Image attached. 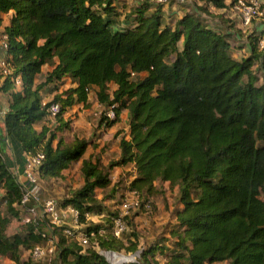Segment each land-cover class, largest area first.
Segmentation results:
<instances>
[{"label":"trees","instance_id":"trees-1","mask_svg":"<svg viewBox=\"0 0 264 264\" xmlns=\"http://www.w3.org/2000/svg\"><path fill=\"white\" fill-rule=\"evenodd\" d=\"M113 1L0 0V40L6 37L12 68L4 81L16 89L9 92L3 123L7 138L22 151L43 153L40 179L61 177L82 157L85 139L68 143L56 133L68 128L63 113L85 104L89 89L103 107L99 126L115 124L123 110L127 125L118 158L106 166L97 157L83 158L82 184L60 202L76 210L77 222L85 224L82 231L94 233L86 245L66 238L64 226L50 229L41 220L6 234L10 218L18 217L20 189L0 157V255L22 264L19 247L41 243L42 232L56 236L62 264H109L99 250L136 251L134 232L112 235L109 221L115 212L103 210L106 198L95 192L110 184V169L132 165L129 191L145 200L156 192V181H166L176 186L181 207L169 235L141 249L139 259L135 253L137 262L125 264H264V38L249 34V54L236 59L226 35L206 27L193 12L171 26L162 21V5L143 0L125 16L133 17V24L118 30L111 18L117 16ZM225 1L193 0L200 11L237 2ZM44 64L52 68L36 83ZM63 77L72 86L43 102L42 88L57 89ZM108 83L115 88L108 90ZM53 102L59 111L50 126L47 108ZM113 103L114 117L108 119L104 111ZM42 119L46 122L37 131L34 124ZM88 213L102 214L108 228L87 223ZM163 240L171 248L160 262L155 255L164 253Z\"/></svg>","mask_w":264,"mask_h":264},{"label":"crops","instance_id":"crops-1","mask_svg":"<svg viewBox=\"0 0 264 264\" xmlns=\"http://www.w3.org/2000/svg\"><path fill=\"white\" fill-rule=\"evenodd\" d=\"M142 1L143 0H114L112 4L115 6V11L117 13V16H111L112 20L115 23L114 27L118 30H121L128 24H133V17H129L128 19H126L125 16L126 14H128L132 6L137 5L141 3ZM225 2L227 5L229 4V0H226ZM196 4L197 6H200V3H196ZM153 8L154 7L150 6L148 11L151 12ZM205 8L206 10H203V11L197 10L196 5H194L193 0H174L172 2L166 3L161 6L162 21L163 23L173 26L175 20H177L183 14L188 13V12L195 13V16H197L201 20V22L205 24L206 27L210 29H214L226 35V40L230 44V53L236 59L247 56L249 54L248 40H247V36L249 34L251 33L253 35L260 34L262 37H264V15L262 18H259L255 22H253V24L250 25L249 27L242 28L241 26H239V22L237 20V18L239 17H238L237 12L234 9V5L233 6L228 5L224 8H219V9L214 8L211 5H205ZM3 18H4V23L7 24L9 15H4ZM0 57H1V54H0ZM254 66L257 67V65H254ZM51 68H52V65L50 66L48 64L42 65L41 71L38 74L37 78L35 79V82L39 83L41 80H43L44 75L48 71H50ZM5 77L7 76H3L0 72V157L7 164V168L9 169L11 174L14 176L15 180H19V179L21 180L23 179L22 173H23L24 163H25L27 154L20 149V147L18 146L16 142H13L11 139H8L6 135L5 126L3 123V117H4L6 110L8 109V105L10 102L9 92L10 90H14L15 88L12 89V87L10 88L7 87L4 81ZM112 85H113L112 89H114L115 85L114 84ZM50 89H52V84L46 85L40 91L43 102H44L43 100L44 96L48 95V93L50 92ZM57 92H61L60 86H57V89H54L53 91H51L50 95L52 96L54 93H57ZM99 105L102 106L100 103ZM45 120L46 119H42L38 121L37 123H35L34 128L38 131L40 127L46 122ZM93 126L95 127L94 132L96 133V135L89 138L87 147L82 157L79 160L72 161L67 166V168L62 171V175L60 179H63V175L67 174V172L70 169L72 171V167H76V169L79 170L80 163L83 158H88L89 156H91L92 158L97 157L103 166H106L110 160L118 158L119 138L124 133H127L126 112L124 110L121 111L119 115V121H117L115 124L111 126H108V127H103V125L99 126L97 122L95 125L93 124ZM123 127H124V130H119V132H117L118 129H121ZM65 130L67 129L57 131L56 134L60 136L63 134ZM110 132L114 134V137L112 136V134H111L112 138L107 137L108 133ZM76 137L82 138L83 136L77 135ZM64 141L66 142L65 139ZM127 167L133 168L132 165L115 166L112 169H110V171L113 174V176H115V172H118V171L120 172L122 171V169H126ZM132 171L134 174V170ZM109 177H111V175ZM80 178L81 180L79 181V184H82V177ZM53 179L54 178L40 179L41 186L43 189V192H42L43 198H50L52 195L53 196L55 195L54 194L55 192H57L58 187L52 185ZM156 183H159L158 185H163L162 190H161L162 192L157 191V188L155 186L156 192L149 195L148 198L151 199L153 195L159 193V195H161L162 197L165 196L166 202L163 205H160L161 203L158 201L161 199H157V201L154 199L155 200L154 204L156 205L157 214H156V211H154L155 213L151 215V218L152 220L155 221V224H151L149 222V225H148L147 221L143 219L144 220L143 222H145L147 225L142 224V228L140 229H143V227L144 228L148 227L149 230H147V233H146L147 235L145 236L149 238H145V236H143L140 239V236L138 234V237H137L138 239L137 243L139 246L138 249L146 248L152 242H156V240H158L160 236H163V237L168 236L169 231L173 229L177 224L175 220V211L181 207V204L176 199V195H175L177 193L176 186H172V192H170L168 182L156 181L154 185H156ZM95 192L98 193V189ZM3 194H4V189L0 187V197ZM130 194H131V191L128 190L126 195L128 196ZM173 195H175V199H174L175 204L173 203L174 202L172 198ZM106 200L107 199H104L102 201L101 203L102 206L106 205L107 203H111L112 201V199H110L109 201H106ZM1 208H2V204H1ZM15 208L17 209V212L19 213V207L17 204L15 205ZM98 215L99 214L93 215L91 213L90 217L98 216ZM139 215L140 214H137V212H134L131 216L132 219L135 218L134 223L136 225L138 224L137 221H138ZM87 217H89V215H87ZM71 223H72V214H70V212H66L64 221L59 227L63 225L70 226ZM94 224H102V223L97 220V223H94ZM18 225H19L18 217L10 218V221L8 222V225L6 227V234L12 235L15 232H17L19 230ZM82 225L83 227L85 226V224H82ZM137 228L139 229V225L137 226ZM141 232H144V230H141ZM133 234H134L133 236L134 238L136 233H133ZM141 240H143L145 243H142ZM41 243H44V242L41 241ZM140 244L145 245V246L140 247L142 246ZM162 244L164 246L162 252L164 253L162 255L159 253L155 255V257L160 262H162L165 259L164 254L168 252L171 248L169 241L163 240ZM29 249L30 248L19 247V260L22 264H48L49 257L47 256H44L37 260L31 259L29 256ZM103 251H109V250H102V252ZM58 256L59 254L57 252L55 254V258L52 257L50 262L52 264H62ZM138 259H139V256H138ZM6 261L8 262V264H15V262L11 260L8 256L0 255V264H3ZM222 263L223 262H214L211 264H222ZM224 264H226V262H224Z\"/></svg>","mask_w":264,"mask_h":264},{"label":"built area","instance_id":"built-area-1","mask_svg":"<svg viewBox=\"0 0 264 264\" xmlns=\"http://www.w3.org/2000/svg\"><path fill=\"white\" fill-rule=\"evenodd\" d=\"M151 5H164L167 0H145ZM263 0H237L234 5V9L238 14L239 20L243 26H248L254 19L262 18L264 12L261 10V4ZM264 37H262L263 39ZM260 47L263 45V40L259 41ZM7 42L6 37L3 36L0 40V72L3 76H9L12 72V68L6 59ZM14 84L18 86L20 84L19 76L14 77ZM116 103L108 106L104 114L108 119L114 117V109ZM103 109V108H101ZM100 109V110H101ZM99 110V111H100ZM48 118L51 121L49 125L53 123V116L59 111V105L55 102L50 103L47 108ZM43 160V153L38 151L35 154H27L24 168L23 179L16 180L20 189V198L17 202L19 207L18 221L19 225H26L29 223H36L37 221L45 222V225L52 229L60 226L65 218L66 212L72 214V223L70 226L63 228L62 233L64 236L76 239L81 245H86L90 237L94 236L93 232L86 234L82 231L83 225L77 222V212L70 206L63 208L60 206V202L52 198H43L41 181L38 176V168ZM149 198L143 200L136 192L131 191L130 195H126L122 200L111 201L114 205L115 213L110 218V230L113 236L119 237L126 229V223L124 217L130 212L138 209H147L149 207ZM99 232L103 233V230ZM42 241L44 243L35 244L29 249V256L33 260L40 259L44 256L49 257L48 264H52L50 260L55 258V254L58 252L57 238L52 233L46 235V233H40ZM99 252L104 258L109 261L108 258ZM111 252V250H109ZM120 254L119 252L112 251V253ZM140 253V252H139ZM139 253L137 255L139 256ZM134 255V254H133ZM137 262L134 258L123 261L120 264ZM110 264V262H108Z\"/></svg>","mask_w":264,"mask_h":264},{"label":"rangeland","instance_id":"rangeland-1","mask_svg":"<svg viewBox=\"0 0 264 264\" xmlns=\"http://www.w3.org/2000/svg\"><path fill=\"white\" fill-rule=\"evenodd\" d=\"M169 2H172L174 0H167ZM261 10H264V3L261 4ZM259 19V18H258ZM238 22H239V26H241L242 28H245L247 26H243L239 20V18H237ZM239 45V44H238ZM49 65V64H48ZM50 66V65H49ZM253 70L255 72V74L258 76V78L260 77V71L258 70V68L256 66L253 67ZM72 82L68 77H63L62 81L60 84H57V86H60L61 91L64 89H67L69 87L72 86ZM53 86L52 85V89H50V92L53 91ZM112 83H108V90H112ZM50 92L48 93L47 96H44V102H47L49 100H51V96ZM102 106L99 105V103H97L96 98H95V94H94V88L89 89L88 93H87V100L85 102V104L83 103H78V104H74L71 108L67 109L64 113H63V117L65 119V122H67V130H65L62 134L63 139L66 140V142H71L72 140H74L75 138H77L76 136H83L82 138L85 139L87 142L89 140V138L93 137L94 135H96V133L94 132L95 127L93 126V124L95 125L96 122L98 123L99 119L101 118V114H102ZM101 109V110H100ZM100 110V111H99ZM49 124V123H48ZM51 126V125H50ZM119 130H124V127L121 129H118L117 132H119ZM124 132V131H123ZM111 132L108 133L107 137L110 138L111 137ZM126 133L123 134V136L126 137ZM112 136L114 137V134H112ZM86 137V138H84ZM112 138V137H111ZM133 168L127 167L126 169H122V171H118L115 172V176H113V174L111 173V171L109 170V174L111 175L110 177V184L105 187V188H99L98 189V193H96V197L97 198H102L105 197L107 200L109 201L110 199H112L113 201H120L122 200L124 197H126V193L128 192V183L131 180L132 176H133ZM78 173V175H77ZM69 175V176H68ZM109 175V176H110ZM81 173H80V169H76V167H72V171L71 169L67 172V174L63 175V179L59 178H54L52 180V185L57 186V192H55L54 196L52 195L50 198L55 199L58 202H62L63 199L67 196V194H69L71 191L77 189L81 184H79V181L81 180ZM159 183H156V188L157 191H161L162 190V186L163 185H158ZM170 192H172V187L169 186ZM162 192V191H161ZM176 195V194H175ZM175 195L172 196L173 200L175 199ZM261 198H264V191L261 192ZM157 201V199H161L158 202H160V205H163L166 202V198L165 196H161L159 195V193L153 195V197H151V199H149V207L145 210V209H138L136 211H132L127 215L126 218V229L125 232L123 233V235H128L131 234L132 232L136 233V238L138 237V234L140 236V239L147 235V228L140 229L142 228V224L145 225H149V222L151 224H155V221L152 220L151 215L154 214L156 211L157 214V209H156V205L154 204L155 200ZM175 204V200L173 202ZM113 207V209H112ZM103 210L108 211L110 213L115 212L114 209V205L112 203H107L106 205H103ZM134 212H137V214H140L138 217V224L136 225L134 223V219L131 218L132 214ZM93 215L95 213H92ZM87 215H89V217H87L86 222L87 223H97V220L99 222L102 223V226H104L105 228H108V224L106 223V217L102 216V215H98V216H92L90 217L91 213H88ZM96 215V214H95ZM102 216V217H101ZM130 217V218H129ZM67 219V217H66ZM130 222H129V220ZM145 219L147 221V224L145 222H143ZM129 222V223H127ZM139 225V229L137 228V226ZM19 226V225H18ZM64 228L68 227V225H63ZM141 230H144V232H141ZM129 236V235H128ZM68 238V237H66ZM132 241H134V239H132L133 237H130ZM145 238H149L146 237ZM160 239V238H158ZM151 240V239H149ZM131 241V242H132ZM89 242V241H88ZM138 242V239H137ZM142 243H145L143 240H141ZM142 245V244H140ZM145 245H142L140 247H143ZM141 248H139L138 250H136L135 252H131L129 253H124V251H119L120 254L123 255H133L135 253H139L138 251H140ZM3 264H8V262H4ZM224 264V262L222 263Z\"/></svg>","mask_w":264,"mask_h":264},{"label":"bare ground","instance_id":"bare-ground-1","mask_svg":"<svg viewBox=\"0 0 264 264\" xmlns=\"http://www.w3.org/2000/svg\"><path fill=\"white\" fill-rule=\"evenodd\" d=\"M103 252L108 258L110 264H120L123 261H127V260L134 258L133 255L131 256V255L116 254L114 252L112 253V252H106V251H103Z\"/></svg>","mask_w":264,"mask_h":264}]
</instances>
